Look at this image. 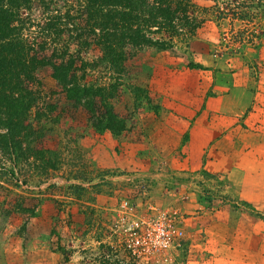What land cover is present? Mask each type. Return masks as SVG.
I'll return each mask as SVG.
<instances>
[{
	"label": "rangeland",
	"instance_id": "obj_1",
	"mask_svg": "<svg viewBox=\"0 0 264 264\" xmlns=\"http://www.w3.org/2000/svg\"><path fill=\"white\" fill-rule=\"evenodd\" d=\"M54 1L59 13L68 7L76 13L70 0ZM194 2L203 22L186 44L127 50L121 73L102 61L95 43L82 44L87 34L75 39L86 32L80 23L63 26L61 39L87 62L83 82L117 88L102 103L95 97L92 106L88 97L68 93L51 66L37 70L39 100L29 116L37 130L33 146L50 150L56 167L46 175L40 161L21 162L13 176L0 169V264H222L202 242L211 238L229 249L241 229L259 228L256 222L264 220L255 211L264 212V190L257 183L264 182V168L257 157L241 155L242 134L236 133L234 149L217 143L226 162L208 155L209 171H181L187 133L169 112L179 100L203 104L216 72L239 67L264 76V0ZM29 14L36 21L46 16L36 1ZM131 85L140 90L132 92ZM3 164L12 167L8 159ZM159 211L174 216L183 237L166 250L134 253L128 244Z\"/></svg>",
	"mask_w": 264,
	"mask_h": 264
},
{
	"label": "trees",
	"instance_id": "obj_2",
	"mask_svg": "<svg viewBox=\"0 0 264 264\" xmlns=\"http://www.w3.org/2000/svg\"><path fill=\"white\" fill-rule=\"evenodd\" d=\"M34 1L46 15L40 21L29 14ZM70 1L76 13L70 14L69 7L59 13L53 8L54 0H0V169L9 175L13 176L14 166L23 161L32 164L40 161L44 175L56 167L52 158L48 159L50 150L37 151L33 146L37 130L29 116L39 100L36 77L39 68L51 66L63 88L79 99L88 97V105L95 104V97L101 103L106 101L112 97L110 91L117 88L114 83L105 86L83 82L87 62L72 53V43L61 39L67 22L71 27L80 23L86 32H77L75 39L87 34L82 44L95 43L102 61L117 69V73L125 70L122 64L120 68V62L127 56V50H165L178 42L186 44L203 22L194 0ZM91 36L92 41L88 40ZM116 81L115 85H121ZM130 87L132 92L140 90L137 86ZM107 113L101 117L109 125L113 117L110 108ZM4 158L12 167L4 166ZM71 187L77 192L82 189L80 185ZM256 214L264 218V213ZM100 264L109 263L105 260Z\"/></svg>",
	"mask_w": 264,
	"mask_h": 264
},
{
	"label": "crops",
	"instance_id": "obj_3",
	"mask_svg": "<svg viewBox=\"0 0 264 264\" xmlns=\"http://www.w3.org/2000/svg\"><path fill=\"white\" fill-rule=\"evenodd\" d=\"M232 70L215 73L211 83L208 84L209 95H206L203 104L200 105V102L192 99L183 105L179 100L173 111L169 112V114L174 112L175 123L181 124L178 129L187 133L181 147L182 157L178 159L179 170L195 172L202 167L207 169L208 155L210 157L216 155L212 159L219 164L226 162L228 156L221 155L227 153L218 148L217 143L225 140V146L232 145L230 149H234L236 144L233 142L238 132L243 137L239 143L246 148L241 155L257 157L259 162L262 161L260 163L264 168V76L253 77L248 68L236 67ZM179 113L184 114L178 116ZM259 162L256 166L260 165ZM252 166L253 163L244 165L240 171L245 175ZM257 188L264 190V182L257 183ZM249 210L253 211L252 208ZM257 217L264 220L263 217ZM194 222L196 221L192 223ZM256 225L259 226L256 230L241 229L238 241L236 236L231 238L235 244L233 243V248L229 247L230 250L223 248L226 246L211 238L208 239L207 244L205 241L202 244L208 247L206 252L218 263L264 264V238H260L264 231V221L259 220ZM255 237H259L260 240L256 241Z\"/></svg>",
	"mask_w": 264,
	"mask_h": 264
},
{
	"label": "built area",
	"instance_id": "obj_4",
	"mask_svg": "<svg viewBox=\"0 0 264 264\" xmlns=\"http://www.w3.org/2000/svg\"><path fill=\"white\" fill-rule=\"evenodd\" d=\"M147 231L131 239L128 247L136 253L138 248L153 250H166L173 246L174 242L183 237V230L180 229L174 216L166 211H159L157 215L148 219ZM132 233V232H131ZM139 245V246H136Z\"/></svg>",
	"mask_w": 264,
	"mask_h": 264
}]
</instances>
